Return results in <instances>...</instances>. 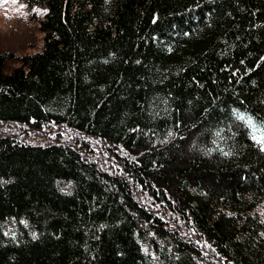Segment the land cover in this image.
Returning <instances> with one entry per match:
<instances>
[{
  "label": "trees",
  "instance_id": "obj_1",
  "mask_svg": "<svg viewBox=\"0 0 264 264\" xmlns=\"http://www.w3.org/2000/svg\"><path fill=\"white\" fill-rule=\"evenodd\" d=\"M18 1L0 264H264V0Z\"/></svg>",
  "mask_w": 264,
  "mask_h": 264
},
{
  "label": "rangeland",
  "instance_id": "obj_2",
  "mask_svg": "<svg viewBox=\"0 0 264 264\" xmlns=\"http://www.w3.org/2000/svg\"><path fill=\"white\" fill-rule=\"evenodd\" d=\"M43 14L44 9H28L18 0H0V53L14 56L5 61V72L18 65L17 57L41 48L43 33L39 30L38 19ZM48 133L47 130L41 131V135Z\"/></svg>",
  "mask_w": 264,
  "mask_h": 264
},
{
  "label": "snow or ice",
  "instance_id": "obj_3",
  "mask_svg": "<svg viewBox=\"0 0 264 264\" xmlns=\"http://www.w3.org/2000/svg\"><path fill=\"white\" fill-rule=\"evenodd\" d=\"M249 123H251L250 121H249ZM258 143H261L262 144V150H264V141H257Z\"/></svg>",
  "mask_w": 264,
  "mask_h": 264
}]
</instances>
